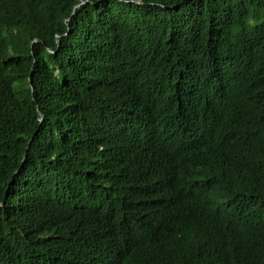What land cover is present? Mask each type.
<instances>
[{"label":"trees","instance_id":"1","mask_svg":"<svg viewBox=\"0 0 264 264\" xmlns=\"http://www.w3.org/2000/svg\"><path fill=\"white\" fill-rule=\"evenodd\" d=\"M233 248L264 264V0H0V264Z\"/></svg>","mask_w":264,"mask_h":264},{"label":"clouds","instance_id":"2","mask_svg":"<svg viewBox=\"0 0 264 264\" xmlns=\"http://www.w3.org/2000/svg\"><path fill=\"white\" fill-rule=\"evenodd\" d=\"M178 231L184 232L185 234H191L192 236H194L197 239V241L201 244L202 253H203L204 251L203 245L195 234L191 233V231L186 227H182L176 232ZM242 258H243V250H241L240 248H233L225 252H219L213 258L208 260L211 261L212 264H241Z\"/></svg>","mask_w":264,"mask_h":264}]
</instances>
